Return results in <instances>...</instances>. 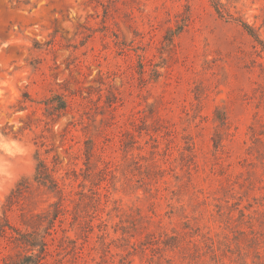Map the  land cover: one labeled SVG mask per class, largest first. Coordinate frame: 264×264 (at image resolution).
Segmentation results:
<instances>
[{
    "label": "rangeland",
    "instance_id": "1",
    "mask_svg": "<svg viewBox=\"0 0 264 264\" xmlns=\"http://www.w3.org/2000/svg\"><path fill=\"white\" fill-rule=\"evenodd\" d=\"M0 264H264V0H0Z\"/></svg>",
    "mask_w": 264,
    "mask_h": 264
},
{
    "label": "trees",
    "instance_id": "2",
    "mask_svg": "<svg viewBox=\"0 0 264 264\" xmlns=\"http://www.w3.org/2000/svg\"><path fill=\"white\" fill-rule=\"evenodd\" d=\"M61 109H64V104H61ZM43 164L39 163L35 172V181L39 182V184L45 188H50L51 186L56 187L52 177L48 174L44 168Z\"/></svg>",
    "mask_w": 264,
    "mask_h": 264
}]
</instances>
